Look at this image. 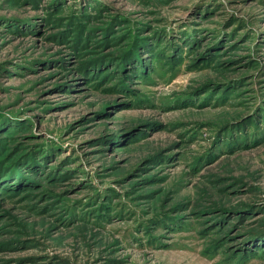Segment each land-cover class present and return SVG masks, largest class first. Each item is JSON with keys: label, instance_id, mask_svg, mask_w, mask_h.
Returning <instances> with one entry per match:
<instances>
[{"label": "rangeland", "instance_id": "rangeland-1", "mask_svg": "<svg viewBox=\"0 0 264 264\" xmlns=\"http://www.w3.org/2000/svg\"><path fill=\"white\" fill-rule=\"evenodd\" d=\"M0 170V264H264V0H0Z\"/></svg>", "mask_w": 264, "mask_h": 264}, {"label": "trees", "instance_id": "trees-1", "mask_svg": "<svg viewBox=\"0 0 264 264\" xmlns=\"http://www.w3.org/2000/svg\"><path fill=\"white\" fill-rule=\"evenodd\" d=\"M146 48H147V47H146ZM162 51L165 52V50H162ZM156 52H157V51H156ZM137 57H138V60H139V61H143L142 58L140 57V55H138ZM139 57H140V58H139ZM140 70H142V69H140ZM126 75H127V74H126ZM12 171H13V170H12ZM2 172H3V173H6V172H4V171H2ZM0 173H1V170H0ZM4 175H5V174H4ZM12 175H13V174H12ZM7 177H8V175H7V176H6V175H5V176H0V182L3 181V180H4L5 178H7ZM260 241H264V236H261Z\"/></svg>", "mask_w": 264, "mask_h": 264}]
</instances>
